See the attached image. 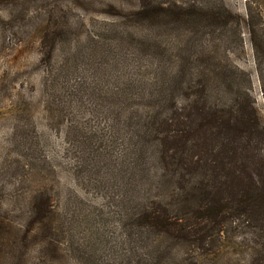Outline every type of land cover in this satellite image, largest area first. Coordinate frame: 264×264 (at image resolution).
Wrapping results in <instances>:
<instances>
[{
	"label": "trees",
	"instance_id": "trees-1",
	"mask_svg": "<svg viewBox=\"0 0 264 264\" xmlns=\"http://www.w3.org/2000/svg\"><path fill=\"white\" fill-rule=\"evenodd\" d=\"M119 10L89 38L87 70L81 54L52 63L72 40L63 14L42 34L65 158L29 148L11 199L25 207L0 206V264H264L262 14L225 0Z\"/></svg>",
	"mask_w": 264,
	"mask_h": 264
},
{
	"label": "rangeland",
	"instance_id": "rangeland-1",
	"mask_svg": "<svg viewBox=\"0 0 264 264\" xmlns=\"http://www.w3.org/2000/svg\"><path fill=\"white\" fill-rule=\"evenodd\" d=\"M176 1L202 6L213 0ZM225 1L241 15L250 7L256 20L258 13H261L259 22L264 25V0ZM136 2L0 0V206L8 205L16 210L25 207L24 202L19 200L11 203V199L23 191L21 181L25 178L21 176L20 167L27 164L29 148L41 151L50 159L65 158L64 136L56 126V121L45 113V100L41 94L42 78L48 70L41 57L40 39L44 31L53 34L59 32V28L54 29L53 24L63 14L66 25L60 31L72 40L55 49L52 63L65 64V59L81 54L79 69L87 70L88 64L97 58H92V54L98 53L90 45L89 38L115 20L109 16L110 13H119V9L133 10ZM68 43H71L70 47ZM236 63L245 67L252 65L250 51L247 49V56ZM66 67L71 71L72 66ZM63 177L64 182H67L68 176ZM48 179L49 185L54 187V177L49 176ZM93 199L98 204L101 202L99 197ZM7 263V260L3 261V264Z\"/></svg>",
	"mask_w": 264,
	"mask_h": 264
}]
</instances>
